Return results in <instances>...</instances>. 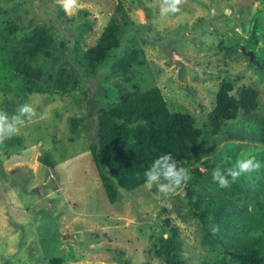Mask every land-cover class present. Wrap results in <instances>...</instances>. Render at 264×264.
Returning <instances> with one entry per match:
<instances>
[{"label": "rangeland", "instance_id": "374dc122", "mask_svg": "<svg viewBox=\"0 0 264 264\" xmlns=\"http://www.w3.org/2000/svg\"><path fill=\"white\" fill-rule=\"evenodd\" d=\"M161 7L162 0H77L66 11L63 0H0V31L15 28L20 46L35 27H44L58 64L75 74L70 91L43 85L25 94L37 117L0 144V264H50L53 256L57 264H168L156 250L172 238L185 264H217L226 256L223 241L231 248L234 240L253 238L241 228L240 208L264 195V0H185L168 14ZM111 16L121 43L87 73L85 55ZM132 52L128 69L116 71ZM14 75L3 66L0 86L21 87ZM41 75L50 82L44 70ZM223 81L234 95L254 88L258 106L213 133L210 114ZM136 85H158L170 110L193 114L202 135L177 163L191 179L175 193L164 195L144 182L111 201L87 131L100 106ZM6 105L0 99V109ZM249 154L260 162L258 170L228 188L213 181L217 165L231 167ZM221 203L216 213L224 224L211 211ZM205 213L206 219L198 217ZM215 223L219 231L207 239L206 228ZM254 240L264 248V234Z\"/></svg>", "mask_w": 264, "mask_h": 264}, {"label": "trees", "instance_id": "16d2710c", "mask_svg": "<svg viewBox=\"0 0 264 264\" xmlns=\"http://www.w3.org/2000/svg\"><path fill=\"white\" fill-rule=\"evenodd\" d=\"M7 27L4 28L6 32L0 31V73L3 66L9 68L20 79L22 88L0 86V99L7 104L1 107L2 110L8 114L15 112L21 102L24 103L25 94L42 89L43 85L54 90L73 89L75 74L70 75L65 67L58 64L59 55L53 51L44 27H35L20 46H17L20 41L15 38V28ZM118 27L115 17L111 16L95 45L85 55L84 63L91 68L87 70L84 67V71L95 73L99 63L109 56L110 50L120 45ZM134 53L126 59L117 60L118 64L113 66L115 70H127L135 59ZM39 63L42 64L38 66ZM42 70L49 75V83L43 80ZM39 79L43 82H38ZM136 87L124 90L115 103L100 106L94 125L87 129V135L92 139L88 146L93 165L111 201L119 197L120 190L130 192L144 183V170L159 155L171 153L177 163L183 160L193 152L202 135V128L196 125L193 114L170 110L158 85ZM231 88L228 81H223L219 86L216 104L210 114L213 133L218 132L226 122L238 118L240 113L252 114L258 106L254 88H244L238 95L230 93ZM259 129L260 140L264 142V120ZM222 205L209 209L215 212L217 222H222L223 214L216 213ZM240 214L243 219L241 228L247 236H253L249 237L253 241L239 243L234 240L231 248H228L231 241H223L228 258L224 256L217 264H264V248L254 240L264 234V195L254 196L251 207L242 206ZM198 217L206 219V213ZM205 233L207 239L213 234L210 228H206ZM176 246L173 238L166 239L156 253L163 256L168 264H185L184 259L178 256ZM57 263V256L50 258V264Z\"/></svg>", "mask_w": 264, "mask_h": 264}, {"label": "clouds", "instance_id": "9594fccd", "mask_svg": "<svg viewBox=\"0 0 264 264\" xmlns=\"http://www.w3.org/2000/svg\"><path fill=\"white\" fill-rule=\"evenodd\" d=\"M184 2L185 0H162L161 13H177L180 11V5ZM76 5L77 0H63L66 11L71 10ZM33 117H37L36 110L28 103L19 105L16 112L11 115L0 109V144L17 135L20 128L27 121H31ZM38 118L44 119L45 117L41 114ZM260 167L261 164L256 156L249 154L237 159L231 167L222 168L217 165L212 171V179L219 187L228 188L242 175L254 172ZM143 176L147 186L155 185L157 190L164 195L175 193L177 189L186 185L191 179L189 170L183 166H178L171 153H163L155 158L150 166L144 170ZM210 230L214 234L217 233L219 225H211Z\"/></svg>", "mask_w": 264, "mask_h": 264}]
</instances>
